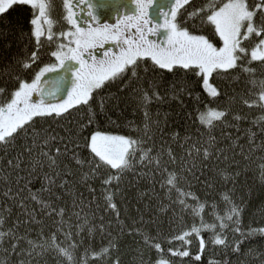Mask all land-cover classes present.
Listing matches in <instances>:
<instances>
[{"label": "snow or ice", "instance_id": "snow-or-ice-1", "mask_svg": "<svg viewBox=\"0 0 264 264\" xmlns=\"http://www.w3.org/2000/svg\"><path fill=\"white\" fill-rule=\"evenodd\" d=\"M131 2L135 11L125 15L123 21L101 25L94 0H60V12L56 10L55 0H0V185H3L0 200L4 201L0 204V264H32L34 255L40 256L49 249L57 253L63 264H104L106 258L110 264H122L120 237L124 235L162 254L164 249L158 235L154 237L141 230L140 225L145 224L143 216L126 226L122 222L118 224V235L112 238L111 223L106 225L104 217H100L96 224L94 213L89 221L83 193L72 191L75 177L79 176L87 186L89 177L98 176L104 188L106 210L120 221L114 198L124 175L137 163L150 168L153 183L159 173L160 187L167 191L169 199L172 193L176 194L172 203L188 207L189 198L195 201L191 209L194 215H201L207 201L200 202L190 191L193 182L209 192L215 191L226 206L221 215L213 203L215 222L204 223L201 217L199 227L193 225L189 231L172 238L187 245L192 243L193 236L198 239L200 251L195 255L196 261L207 244L239 254L247 240L258 235L264 238V227H249L246 231L240 227L245 200L257 189L264 196V157H260L249 184L248 164L252 156L245 153L239 136L234 138L228 130L234 126L229 123L232 113L229 107L219 106L227 93L216 83L217 77L223 82L224 78L239 80L246 76L258 91H250L251 98L246 97L243 102L250 110L264 112V79H256V65L264 70V0H222L220 4L206 0L199 6L194 0H165L157 8H153L155 0ZM25 7L29 10L27 31L19 21L14 25L6 20L11 11ZM149 9L156 13V18ZM197 21L199 28L195 27ZM161 36L160 40L150 38ZM106 44L111 46L97 58L93 49L104 48ZM52 73L59 78L51 81L54 87L49 89L47 77ZM168 77L172 79L169 81ZM193 84L210 99L194 115L187 113L182 117L198 124L194 132L181 137L177 131L169 137L183 151L181 155L163 140L168 114L164 115L162 126L159 111L153 119L149 106L153 101L163 103L168 93L174 97L184 93L192 96ZM114 86L116 92L112 93ZM129 93L144 109L143 128L133 129L136 136L112 135L100 130L82 135L100 116H107L113 107L126 104ZM195 99L200 102L199 96ZM213 104L216 106L211 107ZM82 110L87 121L78 123V131L61 136L51 127V121L65 120L73 111ZM242 119L240 115L232 116L233 121ZM253 123L259 124L264 134V115ZM218 127L222 137L219 140L214 134ZM156 133L161 138L158 151ZM245 134L252 145L256 133L246 130ZM81 139L88 157L78 154ZM148 141H152L151 147L147 146ZM258 147L264 149V141ZM252 150L250 147L249 153ZM196 159L201 161L199 166ZM85 166L88 171L81 172ZM34 182L41 185L35 193L31 188ZM238 191L242 193L239 202ZM45 192L47 199L41 196ZM89 192L95 193V189L89 187ZM65 195L72 196L70 209L66 203L63 206L57 203L64 201ZM147 195L141 193L135 199L139 202ZM32 203L40 205L39 212L29 206ZM13 207L20 214L5 230ZM136 211L139 213L140 209ZM37 215L52 221L48 235ZM73 217L75 224L71 223ZM34 224L41 225L37 234L41 243L28 239V230ZM202 230L211 231L209 240L200 234ZM227 231L234 233L231 241ZM96 235L101 236L102 242L108 237L107 246L102 243L98 251ZM137 236L141 241L135 239ZM61 237L68 242L66 247ZM87 237H92L91 245ZM168 242L171 244V240ZM81 248L82 257L78 255ZM136 251L143 264V253L140 249ZM168 251L173 256H190L186 249ZM252 252L249 249L247 254ZM155 264H172V261L161 255Z\"/></svg>", "mask_w": 264, "mask_h": 264}, {"label": "trees", "instance_id": "trees-1", "mask_svg": "<svg viewBox=\"0 0 264 264\" xmlns=\"http://www.w3.org/2000/svg\"><path fill=\"white\" fill-rule=\"evenodd\" d=\"M97 1H99L98 4L100 5V10L101 5H104L105 0ZM114 1H116L118 5H127L126 8H121L122 12L118 16V21H123V19L120 18H124L125 15H130L135 11V5L131 2V0H127L125 2H123V0ZM155 1L157 2L158 0ZM205 2L206 0H194L195 5L197 6ZM215 2L220 4L222 0H215ZM55 3L57 12L62 11L60 7V0H55ZM106 13L107 12H104V14ZM114 13L116 12L114 11ZM28 17L29 10L26 7L17 8L15 11L10 12L6 20L11 21L14 25L19 21L24 25L25 31H27L26 21ZM112 24L116 23L112 22ZM199 26V22L197 21L195 27L199 28ZM108 47L109 46L106 44L104 48H102V52H104ZM54 48L55 45H53V50ZM99 51V48H96L95 50L93 49V54L95 55L94 52L100 54ZM95 56L99 58L97 55ZM256 67V79H264V70H261L258 65H256ZM60 74L63 75V73ZM167 79L170 81L172 78L168 77ZM216 83L227 93V95H225L219 101V106L221 108L229 107L232 116L240 115L244 117V119L240 121H233L232 116H230L229 123L230 125L234 126H231L228 130L231 132V135L234 138L239 136V143L243 145L245 153L252 156V160L248 164L249 168L251 169L248 173V181L249 184H252L256 166L260 162V157H264V149L258 147L261 145L262 141H264V134L261 133V126L253 122L257 119V117L264 115V112H261L259 109L250 110L244 104L243 100L246 97L250 99L251 97L249 96V92L258 91V89L253 88V85L249 82L246 76H241L239 80H229L224 78L223 82L220 77H217ZM144 86L145 88L147 87V85ZM191 87L193 88L192 96L184 93L174 97L171 93H168L163 103H157L156 101H153V103L149 106V111L152 113L153 119H156V113L159 111V119L162 123V126L164 115L168 114L169 119L167 128L164 132L163 140L167 141L168 144H171L172 147L176 149V151L181 155L183 154V151L176 148L175 143H173L169 137L172 133L177 131L180 132L181 137L194 132L198 124H194L191 119H184L182 117L187 113H192L194 115L196 110L198 108L203 109L204 104H207L208 100L210 99V97H208L198 85L193 84ZM110 91L115 93L116 87L114 86ZM196 96L200 97L199 103L195 99ZM210 106L215 107L216 105L213 104ZM143 111L144 109L139 106L138 100L132 97L131 93H129L126 104H120L119 107H113L112 110L107 113V116H100L93 122L92 125L88 126L84 130L82 135L87 136L92 131L100 130L112 135L136 136V132L133 131V129L136 127L143 128ZM177 114L181 115L178 116ZM80 121H87V114L83 110L80 112L73 111V115L71 117H68L65 120L51 121L50 124L56 133L64 136L68 131H78V123ZM130 121L133 123L130 124ZM48 126V124H45V127ZM237 129H239V132H237ZM246 130L256 133V138L252 145H249L246 139ZM155 131L156 130L153 129V132ZM220 131L221 129L218 127L215 129L214 133L218 140L222 139L220 136ZM195 138L196 137H193V139ZM73 139H76V137L74 136ZM204 139H207V135H205ZM79 143L80 148L77 150L78 154L81 157H88L89 153L84 147L82 139L79 140ZM147 146L151 147L152 141H148ZM69 147L71 148V145H69ZM160 147L161 138L159 133H156L155 150L158 151ZM250 147L253 150L249 153ZM237 153H239V149H237ZM154 154L155 152H153V155ZM240 159V156L237 155V160ZM137 160H139V156L137 157ZM195 163L199 166L201 161L196 159ZM241 163L242 165L244 164L243 161H241ZM221 166L223 167V165ZM169 167L171 168L172 166L170 165ZM87 171V166L81 170V172ZM154 179L155 183H153V176L150 168L141 166L139 163H137L132 170L128 171L124 175L123 181L120 185V191L116 193L114 198L120 210V221H117L115 219V214L106 210L104 188L102 187L99 177H89L87 180V186L83 181H81L79 176L74 178V188L72 191L73 193L77 191L83 193L85 212L88 214L89 221L93 220V213L95 214L96 224H99L100 217H104V223L106 225L111 223L110 231L112 238H115L118 235V224L122 222L126 226L131 224L133 221L138 222L141 216H143V220L145 221L144 225H140L141 230L151 234L154 237L158 235V238L161 241V247L164 249L162 254H158L154 248L149 249L144 247L139 236H137L135 239L137 241H141L140 243H134L133 238L127 235L121 236L119 255L121 257L122 264H140V253L137 252L136 249H140V251L143 253V264H155V261L159 259L161 255L167 259H170L172 264H225V262H229V264H261V259H264V238L260 237L259 235L247 240L242 246V252L239 254H233L230 249H226L219 245L207 244L203 253H201L200 260L196 261L195 255L200 250H192V243L190 245L182 244V242L172 238L181 232L189 231L193 225L199 227L201 224V217L203 218L204 223L212 224L215 222L216 212H219L222 215L226 206L220 201L219 196L215 191L209 192L205 187H203V185L195 184V182H193V187L190 189V191L195 193L200 198V202L205 200L207 201V205L205 206L201 215H194L191 209L195 206V201L189 198L187 201L188 207H182L178 203H172V201H174L176 198V194L172 193L171 199H169L167 191L162 190L160 187L161 181L159 173L156 174ZM40 186L41 185L39 182H34V184L31 186L32 192L35 193L40 188ZM89 187L94 188L95 193H90ZM229 187L231 186L229 185ZM2 191L3 185H0V192ZM111 191H115V189H111ZM141 193H147L148 195L144 196L139 202H137L135 197L139 196ZM241 195L242 193L239 191L236 193L237 202H239ZM41 196L44 199L48 198V194L46 192L42 193ZM149 197H151V199H149ZM71 202L72 196L65 195L64 201L57 203L60 204V206H63L66 203L70 209ZM3 203L4 201L0 200V204ZM213 203L217 205L216 212L213 211ZM161 204H163V208L160 207ZM29 206L35 207L37 212H39V204L32 203ZM148 206H150L151 210H149ZM137 208L140 209L139 213L136 211ZM19 214V209L13 207L11 216L8 218L9 222L7 225H5V230L7 227L16 222V218L19 216ZM81 215L83 216L84 213ZM37 219L43 221L44 233L45 235H48V229L52 225V221L43 215H37ZM65 219L67 220V217H65ZM71 223H76L74 217ZM240 227L245 231L249 227H264V196L260 195L259 189L256 190L255 194L250 199L245 200ZM40 230L41 225H32L28 230V239L36 241L37 243H41L42 241L37 235ZM65 230H67V228H65ZM73 231H76V229L73 228ZM125 231H127V228H125ZM200 234L206 241L209 240L212 235L211 231L209 230H202ZM226 235L229 241H231L234 233L232 231H227ZM79 238L80 237L77 239ZM87 239L89 241V245H91L92 237H87ZM94 239L97 251L99 250V246H101L102 243L103 246H107L108 237H105L103 242L101 241L100 235H96ZM169 240H171V244H169ZM61 241L66 247L68 242L63 241V237H61ZM24 247L27 248L26 243L24 244ZM169 248H172L173 251H182L186 249L190 252V256H173L168 251ZM249 249L253 250L251 255L247 254ZM37 251H39V249H37ZM83 254L84 249H79L78 255L82 257ZM114 255L116 254L113 253V256ZM91 257L92 254L89 253V258ZM32 264H63V261L57 256L55 251L49 249L40 256L34 255L32 257ZM104 264H110L108 258L105 259Z\"/></svg>", "mask_w": 264, "mask_h": 264}, {"label": "rangeland", "instance_id": "rangeland-1", "mask_svg": "<svg viewBox=\"0 0 264 264\" xmlns=\"http://www.w3.org/2000/svg\"><path fill=\"white\" fill-rule=\"evenodd\" d=\"M125 1H127V0H123V2H125ZM106 2V3H105ZM105 2H104V5H106V7H101V9H100V14H102L103 15V13L104 12H107L106 14H105V17L107 18V19H110V20H116V19H118V18H116L117 17V15H115L114 14V11L115 12H120L122 9L121 8H116L115 7V5H118V3L116 2V1H114V0H105ZM165 2V0H160L159 1V3H157L156 5H155V8H157L161 3H164ZM108 7V8H107ZM103 9V10H102ZM110 17V18H109ZM153 17L155 18L156 17V15H155V12H154V14H153ZM78 19H79V16L77 17ZM114 18H116V19H114ZM161 22H162V20H160ZM151 39H156V40H160V39H162V36L161 37H153V38H151ZM61 75V74H60ZM58 76L55 74V73H52V74H48V77H47V79H48V81H50L49 83H48V85H51L52 83H51V80L52 79H56ZM53 87V86H52ZM65 87H66V85H65ZM61 95H63V93L61 94ZM64 98H66V95L64 96ZM49 99H52V97H49ZM192 239V244H191V248H192V250H199V241H198V239H196L194 236L191 238ZM160 258H161V256H160ZM164 258H166V257H164ZM167 259V258H166Z\"/></svg>", "mask_w": 264, "mask_h": 264}, {"label": "flooded vegetation", "instance_id": "flooded-vegetation-1", "mask_svg": "<svg viewBox=\"0 0 264 264\" xmlns=\"http://www.w3.org/2000/svg\"><path fill=\"white\" fill-rule=\"evenodd\" d=\"M94 2H95V4L97 5V8H96V14L98 15V17H99V23L101 24V25H103V24H112V22L109 20V19H107L106 17H105V14L103 13V15L102 14H100V10H99V4H98V2L99 1H97V0H94ZM155 4H157V2L155 1ZM87 10V9H86ZM84 19H89L87 16H84ZM120 19H123V18H120ZM161 22V21H160ZM117 23V22H116ZM162 23H163V21H162ZM85 27H87V25H84ZM109 47L111 46V45H108ZM100 49V51H99V53L100 54H97L96 52H94L95 53V55H97L99 58H101L102 56H103V53H102V48H99ZM95 50V49H94ZM55 79H53L52 81H54Z\"/></svg>", "mask_w": 264, "mask_h": 264}]
</instances>
